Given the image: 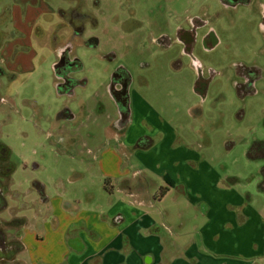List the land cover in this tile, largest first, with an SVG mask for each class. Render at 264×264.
Returning <instances> with one entry per match:
<instances>
[{
  "label": "rangeland",
  "instance_id": "374dc122",
  "mask_svg": "<svg viewBox=\"0 0 264 264\" xmlns=\"http://www.w3.org/2000/svg\"><path fill=\"white\" fill-rule=\"evenodd\" d=\"M30 3L36 6L37 0L23 1V11ZM47 4L63 10L49 15L51 19L38 20L41 27H37L35 37L41 40V47L35 69L20 73L15 80L0 77V95L12 99L13 105L0 106V144L11 149L10 162L16 169L11 178L0 177L4 188L10 190L4 196L8 208L0 212L1 219L16 221L18 226L25 218L32 224L42 208L37 183L43 184L47 196L69 199L78 194L83 206L87 204L88 195L81 186L75 188L69 182L68 169L87 164L88 146L106 144L107 129L119 112L109 87L120 68L131 74L133 92L152 100L157 113L178 134L190 144L197 141L202 152L210 153L220 170L233 179L229 183L241 184L254 199L253 206H264V156L251 151L256 142H264V32L257 10L226 12L213 20L210 28L217 33L216 46L208 50L202 41L193 55L202 65L200 72L192 67L193 59H177L179 46L165 49L156 40L175 33L178 15L194 16L206 6L221 10L219 0H50ZM19 5L16 0H0V18L7 12L12 15L13 7ZM79 6L91 16L85 21L83 39L98 42L93 46L76 44L74 53L80 65L73 75L76 89L71 98L59 94L54 55L44 44L50 45L48 39L56 25V34H66L71 9ZM8 23L0 27L5 29V42L17 33L22 35ZM237 64L262 69L254 91L237 86L242 83ZM198 80L206 85L204 96L196 92ZM194 106L199 119L191 113ZM67 108L77 121L57 120L60 111ZM57 136L76 138L82 154L72 157L62 152L68 146L58 143ZM100 180L91 173L84 182L99 203L109 198L105 180ZM16 226L0 225L6 243L19 242ZM47 246L40 245L41 251ZM15 255L16 247L0 251V259L11 260ZM34 257L32 249L19 254L26 264H34Z\"/></svg>",
  "mask_w": 264,
  "mask_h": 264
},
{
  "label": "crops",
  "instance_id": "0c3cea01",
  "mask_svg": "<svg viewBox=\"0 0 264 264\" xmlns=\"http://www.w3.org/2000/svg\"><path fill=\"white\" fill-rule=\"evenodd\" d=\"M48 1L37 0L36 6L30 3L25 11L21 4L13 7L10 22L22 35L17 33L5 42L2 28L10 23L0 30L4 34L0 65L17 76L35 69L41 47L35 37L41 27L38 20L63 10L49 7ZM250 10H257L263 26L264 0ZM217 11L206 6L201 14L209 19ZM177 24L175 33L166 36L180 47L177 59L191 58L195 63L193 55L184 53L192 44L188 39L191 25ZM206 33L200 40L211 50L216 45ZM201 83L198 80L195 89L203 96L206 90H201ZM132 107L125 134L117 137L112 130L115 124H111L105 145L99 142L87 147V164L68 169L69 182L75 188L81 186L88 195L87 204L83 206L78 194L69 199L47 196L43 184L37 183L40 215L32 224L25 218L19 222L15 233L20 230L22 249L11 260L1 258L0 264H26L19 254L30 249L34 264H264V206H253L254 199L243 186L230 184L233 179L220 170L210 153L202 152L197 141L190 144L178 134L157 113L152 100L132 92ZM75 139L62 152L81 155ZM91 173L101 183L105 180L107 200L99 203L84 183ZM162 188L169 191L160 198ZM43 244L48 245L45 251L40 248Z\"/></svg>",
  "mask_w": 264,
  "mask_h": 264
},
{
  "label": "flooded vegetation",
  "instance_id": "af4514ba",
  "mask_svg": "<svg viewBox=\"0 0 264 264\" xmlns=\"http://www.w3.org/2000/svg\"><path fill=\"white\" fill-rule=\"evenodd\" d=\"M260 0H219V4L221 6V10L218 9L216 14L212 18H204L201 13L190 16L181 14L176 17L175 21L179 24H183V22H188L191 25V30L188 33V39L192 42L191 46H187L184 50V53L187 55H194L196 51V46L201 43L203 40H200V36L206 32V38L210 39L213 44L218 42L217 33L210 28L214 19H217L223 16L226 12L236 13L241 9H250L251 7L258 8ZM51 19L50 16H46ZM91 16L84 13L81 10V6L76 9H71V17L67 21V29L66 34L60 35L56 34V28L54 33L51 35L49 42V47L51 52L54 55V64L53 70L56 78V86L58 88L59 94L69 97L75 96L76 85L74 84L73 75L77 72L78 67L80 65L79 59L75 56L74 49L76 44H89L90 46L96 45L97 40L91 39L88 42L83 39L85 35V21L89 19ZM264 32V24L262 26ZM179 29V28H178ZM156 43L165 48L170 49L174 46V42L166 35L158 36ZM194 65L201 72L202 65L201 63L195 59ZM237 74L239 79L242 81L241 84H237L241 90L249 89L250 91H254L255 83L261 78L260 69L258 66H244L242 64H237L236 66ZM12 75H17L14 72H9L6 69L0 68V77H7L12 80ZM80 86H84L83 84H79ZM111 87H109V93L111 98L117 104L118 107V116L116 122L114 123V127L112 128L113 133L117 135V137L125 134L127 130V126L133 117V107H132V92H133V82L132 77L129 71L125 68H120L117 70L112 77ZM201 90H206V85L201 83ZM204 96V95H203ZM2 105H12V99L8 97H2L0 95V106ZM76 118L70 109H64L57 116V120H66ZM57 121V122H59ZM58 143H62L67 145L68 147L72 144V140L69 137L57 136ZM146 143H150V139H146ZM119 146L123 147L122 144L119 143ZM127 153H131L132 150L125 148ZM8 193L6 192L4 186L0 182V212L5 208L6 202L4 196ZM0 218V225H3ZM5 247L8 250H12L14 247L13 243L8 244L4 240V234L0 229V251Z\"/></svg>",
  "mask_w": 264,
  "mask_h": 264
},
{
  "label": "trees",
  "instance_id": "16d2710c",
  "mask_svg": "<svg viewBox=\"0 0 264 264\" xmlns=\"http://www.w3.org/2000/svg\"><path fill=\"white\" fill-rule=\"evenodd\" d=\"M23 1H25V0H16V2L19 4H21ZM10 18H11L10 13L7 12L4 17L0 18V27L5 25L6 23H8L10 21ZM3 40H4V34L2 32H0V48L3 45ZM16 78H17V75H12V80H15ZM197 109L198 108H194L192 110V113L194 115H196ZM0 135H1V129H0ZM251 151L254 152L255 154H261L264 156V142H256ZM248 154H249V156L252 155L251 152ZM10 158H11V149L8 146L0 144V177H1V179L11 178L12 175L14 174L15 170H16L15 166L10 162ZM261 174L264 178V168H263ZM5 190H6V192L8 191L7 186H6ZM168 191H169L168 188H162L160 190L158 197L161 198V197L165 196L166 193H168ZM5 206H6V204H5ZM17 223L18 222L13 221L9 225L16 226ZM6 225H8V224H6ZM13 245H14V247H16V253L21 251L22 245L20 243H17L16 245L13 244Z\"/></svg>",
  "mask_w": 264,
  "mask_h": 264
},
{
  "label": "water",
  "instance_id": "95a60500",
  "mask_svg": "<svg viewBox=\"0 0 264 264\" xmlns=\"http://www.w3.org/2000/svg\"><path fill=\"white\" fill-rule=\"evenodd\" d=\"M111 87V86H110Z\"/></svg>",
  "mask_w": 264,
  "mask_h": 264
}]
</instances>
